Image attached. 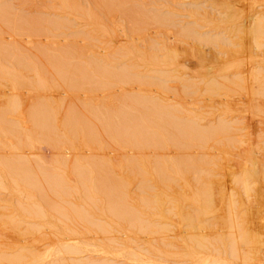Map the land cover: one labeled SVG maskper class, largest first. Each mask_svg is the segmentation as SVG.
Wrapping results in <instances>:
<instances>
[{"label":"rangeland","instance_id":"obj_1","mask_svg":"<svg viewBox=\"0 0 264 264\" xmlns=\"http://www.w3.org/2000/svg\"><path fill=\"white\" fill-rule=\"evenodd\" d=\"M31 2L36 8L33 7L32 13L25 9L29 8L31 5L30 3L28 6V0H0V119L6 116V119L2 118L4 120L3 122L0 120V253L5 252L3 253L4 259L6 258L5 261L8 259V261H10L11 258H14L15 254H20L22 257L25 255V258L23 257L21 260V264H28L29 262L38 264L37 261H39V264H50L51 261L54 262L60 259L62 262L67 259L66 261L68 264H76L78 260L74 262L70 260L75 259V255L81 260L87 258V256L90 257L94 255V257L91 258L99 260L102 257L101 253L103 250L109 254L114 248H117V250L122 249L120 250L121 252L124 250V253L127 250L126 253L128 252V255L123 253V255L120 254V256H118L120 251L115 249V253L116 251L118 252L115 257L113 256V252V257L111 256V258H109L110 254H105L108 257L106 258L103 252V258H106V261L103 259L102 262H100L107 263L109 261L110 264L114 262V264H132L135 263V260L136 264H146V262L152 260L160 262V264H176L174 259H172L173 256H170L173 252L176 253L179 250L178 246L180 245V242H178L180 240L178 232L180 220L178 219V214H176L180 184H178L179 177L177 176V172L179 171L177 170V172H175L176 169H178L180 150L177 141L178 136H176L178 135L176 123H178L181 107L186 102L189 104L190 101L191 103L197 97L193 78L195 77L196 71L194 63L196 59H194V57L196 58V48L198 45L196 42L198 41L193 38L194 34L192 35V32H189L196 30V18L198 17H196L197 7L194 6L195 1L142 0V2L136 5L131 2L127 4L128 6L120 5L114 8L109 6L110 9L107 6H102L103 8L98 7L97 4H90V6H87L88 4L83 3L82 0H75V2L72 0H32ZM244 4L243 7L240 5L238 6L239 8L236 13L229 12L239 15V19L236 15L231 14L233 17H228L230 21L228 22L227 19L223 24L225 25L226 23L225 27H227L228 24V26L234 25L235 22L238 23H235L236 25L245 22L246 17L250 15V8L258 11L260 10L258 4L254 3L251 7L246 5V2ZM222 10L215 13H220L219 16L223 18L225 9ZM242 11L243 15L241 13ZM244 11L246 13H244ZM234 16L237 18L236 20ZM244 16L245 18H243ZM240 17L244 20H241ZM219 18L221 19V17H218V19ZM231 20L235 22L233 21L234 23L231 24ZM239 21L242 22L239 23ZM234 27L235 26H231L232 30ZM237 27L239 29L240 25ZM236 28L234 30H238ZM102 30H104V32H101ZM219 33L223 35L225 31H220ZM225 34L228 36L227 33ZM226 36L223 38H227ZM227 41L231 44V40ZM220 46L222 45L219 44V46L217 45L214 47V53H221L225 49V51H228L227 49L232 51L235 48L237 51H242L241 54L239 53L241 59V57L244 58V54L247 52V49L244 50L245 47L242 45H237L234 48L233 43L228 46L223 45L222 48H219ZM2 47L5 51H2ZM23 47L24 49H22ZM238 61L240 62V60ZM182 79H184V81ZM186 82L189 87H186ZM238 85L240 88L243 87L242 83V87L240 84ZM239 87L237 88L240 89ZM185 88L188 89L185 91ZM238 89H236V93L231 97L232 99L234 98V101H236L234 103H236L237 106L242 102V96L244 94L243 90ZM236 98L240 102H237ZM14 101L16 103H14ZM172 118L173 121H171ZM123 126L125 128H123ZM45 131L46 133H44ZM253 131L256 134L257 131L255 128ZM133 134L134 138L132 136ZM252 135L251 138L255 139L254 134ZM8 163H10V166ZM2 164L8 166L4 168ZM12 164L14 166H16V164H22L21 167L24 165L22 168L25 167V170H27L29 175L27 174L26 177L28 178L25 179L24 175L21 176L22 169H19L21 171L19 175V170L17 171L16 168L21 167L18 165L14 167L15 169L13 170ZM163 164L165 165L163 166ZM7 167L12 168L8 170ZM76 169L78 171H76ZM170 170L172 173H170ZM165 173L168 174L166 175ZM78 174H80L82 178H79L80 175L77 176ZM170 178H172V181L169 180ZM35 181L36 183H34ZM88 182L90 186L87 184ZM32 183L37 184V186L33 185L34 188H30L29 184L31 185ZM49 183H51V185H49ZM54 183L58 185L55 186ZM51 190L53 192H51ZM122 190L124 194H122ZM39 194H41V196ZM103 194L107 196H102ZM116 196L121 199V202L118 204L124 203V205H127V209L129 207L133 212L137 211V214L139 213L140 219L144 221L141 231L137 229L135 225L132 227L130 226L131 223L127 224V220L123 221L119 219L118 221V215H116V213L121 205H119L118 208L116 207L117 209L114 208L116 209L114 217L115 215L117 216V221L113 216L112 218L114 219L108 218L111 217L109 216L110 214H107L109 213L108 209L111 203L113 205V203L116 202L114 200L118 199ZM144 199L157 201L155 206L157 209L150 210L148 207L151 205L145 207V205L142 204ZM47 201L52 202L53 206L50 205L51 203L48 204ZM45 202L54 209L50 208ZM170 202L176 206V209L172 210L174 206L171 205ZM63 203L66 204L64 205ZM68 205H70V208L75 207V211H80L77 212L76 216H80V214L84 212L87 214L86 216L89 215V217L94 214V217L92 216L91 219H89V217H87L88 220L85 219V223L88 221V223L91 222L94 225L90 223V225H92L90 226L88 223V225H86L84 221V224L81 222L85 214H81L82 217L80 216L81 218L79 217L78 220L75 218L76 216L73 217V212L75 211L73 209L71 214V209L66 208ZM117 205L114 204V207ZM60 207L66 208V210L63 209L66 213L59 210L62 209ZM41 209L45 215L43 221L39 220L37 215L34 214L37 210L36 213L40 212L39 214L43 215L41 214ZM52 212L55 213L52 217L54 218L56 216V219L54 218L55 220L50 218V215H53ZM118 212L120 214L123 212L124 214L123 210ZM262 212H264V209H261L260 216H264ZM30 213L36 216L35 219L31 217ZM61 213L64 215L70 213L71 218H69V215H67V217L65 216V218L71 220L74 218V220L65 221V218L62 220L63 216ZM105 213L107 215H105ZM47 216L49 217L48 219H46ZM40 217L41 216H39V218ZM126 218H128L127 215ZM49 219L50 221H47ZM92 219L103 229L96 231L95 228L96 226L98 227V225L95 226ZM61 221H64L63 224ZM128 222L130 221L128 220ZM155 224H157V226ZM93 226H95V228ZM154 226L156 228H154ZM66 229L70 230L71 233L74 232V235H72L70 231L67 232ZM71 229L74 231L72 232ZM100 230H104L108 233L105 234L104 232L103 234L102 231V233L98 232ZM100 233L102 236H105L102 237ZM109 234L110 236H108ZM66 235L68 236L66 237ZM72 236H74L73 239ZM54 237L56 239H54ZM110 237L113 238L112 241L116 242L115 244L112 243V248H114L110 249L111 251L107 250L111 248V243H107V241L112 239ZM105 238L108 239L106 240ZM169 239H171L172 244ZM55 241L62 242L61 244L65 243L64 245H66L67 242H71L73 245L76 243V246L77 241H79V243L81 242V245L78 243L79 246H81L80 249H85V247L82 246L83 243H85L86 247L88 246L87 249L91 247L90 249L92 251L94 247L95 250H97L98 247H101L103 250L99 248V250H101L100 253H96L95 255L93 252L96 251H91L93 254H89L90 251L88 250V253L85 249L86 251H84V253H88V255L81 253V255L75 254L74 257L73 254H70V256L67 253L69 257L67 256L66 258V256L63 255L62 249L60 253L62 251L61 255L64 257L61 258V255H59V258L55 260L52 257L56 254H60L59 251L56 252L55 250L56 254L53 253L52 249L60 247V243L55 245ZM86 242H88V245ZM69 243L67 246L70 247ZM90 243L91 245L94 244V247H92ZM106 244L110 245L105 247L108 252L103 248V245ZM63 246L61 247L63 248ZM173 246L175 247L173 248ZM134 247H137V249ZM17 248H20L19 250L21 251L18 252ZM149 248L153 249L150 250ZM144 250L146 252L143 253ZM16 251L18 253H16ZM50 251L53 254L52 257ZM132 252H135L133 253L135 256L137 254L136 257H140L136 260V257L131 255ZM138 252H141L143 255ZM6 253L7 256L4 255ZM48 253H50V255ZM162 253H167V255H163ZM129 254L131 256H129ZM48 255L51 261L47 258ZM121 255L127 257H122ZM0 256H2V254ZM98 256L101 257L99 258ZM131 257H134V260ZM167 257H170L171 260ZM34 258H36V262L35 260L33 261ZM128 258L133 262L130 263ZM164 259L168 260L164 261ZM2 260L3 258L0 260L1 264H10L8 261L4 263L5 261L2 262ZM41 260H45L44 263ZM61 261L59 262L61 263ZM137 261L139 262L137 263ZM65 262L64 264H67V262Z\"/></svg>","mask_w":264,"mask_h":264},{"label":"bare ground","instance_id":"obj_2","mask_svg":"<svg viewBox=\"0 0 264 264\" xmlns=\"http://www.w3.org/2000/svg\"><path fill=\"white\" fill-rule=\"evenodd\" d=\"M32 1V0H31ZM28 0L29 8L27 9L30 13H32V9L35 7L32 5V2ZM35 1V0H34ZM75 2V0H72ZM83 3L88 4L87 6L96 5L98 7H111L114 8L115 6H120V5H127L129 3H134L135 5L142 2V0H82ZM194 6L197 8V23H196V30L194 31H189L192 32V35L194 34L193 38L197 40L196 42L197 45V52H196V58L194 57L195 60V77L194 79V84H195V92H196V98L194 101H192L189 104L185 103L180 110V116L178 117V123H176V131L178 136V146L180 150V159L178 163V169H176L179 172L178 173V184L179 185V198L177 199L178 202V208H177V213L179 216L180 220V226L179 227V237L180 242L179 244V250L175 253L173 252L170 256H173L172 259H174L176 264H264V216H260L261 209H264V0H194ZM22 2V1H21ZM72 2V3H74ZM150 2V1H149ZM166 2V1H165ZM246 2V5L253 6V4H258V8L260 10H254L250 8L251 10L250 15H248L245 19V22L239 21L240 27L238 29L236 23L234 20V23L232 20L231 24L234 23L235 26L234 29L238 30H232L231 26H226L224 22L227 21L228 17L232 16L231 14L236 13L238 11V6L240 5L243 7ZM249 2V3H248ZM259 2V3H257ZM63 3V2H62ZM142 4V3H141ZM27 6V5H26ZM128 6V5H127ZM130 6V5H129ZM256 6V5H255ZM34 7V8H33ZM60 7V6H59ZM86 7V6H85ZM102 7V8H103ZM109 7V9H110ZM125 7V6H124ZM123 7V8H124ZM38 8V7H37ZM82 8V7H81ZM254 8V7H253ZM24 9V10H25ZM36 9V8H35ZM125 9V8H124ZM222 9H225L223 18L222 16H219L220 13H215L218 11H221ZM242 9V8H241ZM248 9V8H247ZM88 10V9H87ZM149 10V9H148ZM72 11V10H71ZM128 11V9H127ZM154 11V10H153ZM223 11V10H222ZM255 11V12H254ZM18 12V11H17ZM37 12V11H36ZM229 12H234V13H229ZM28 13V12H27ZM40 13V12H39ZM65 13V12H64ZM86 13V12H85ZM88 13V12H87ZM132 13V12H131ZM215 13V14H214ZM222 13V12H221ZM243 15V11L241 12ZM240 13V14H241ZM244 13H246L244 11ZM14 14V13H13ZM20 14V13H19ZM126 14V12H125ZM239 14V13H238ZM248 14V13H247ZM67 15V14H66ZM94 15V14H93ZM100 15V14H99ZM121 15V14H120ZM140 15V14H139ZM222 15V14H221ZM236 15V14H234ZM241 15V16H242ZM8 16V15H7ZM23 16V15H22ZM119 16V15H118ZM239 15H236L238 17ZM13 17V16H12ZM163 17V16H162ZM218 17H221V19ZM229 17V18H230ZM233 17V16H232ZM231 17V18H232ZM234 16V19L236 18ZM40 18V17H39ZM83 18V17H82ZM157 18V17H156ZM161 18V17H160ZM245 18V16L243 17ZM242 18V19H243ZM10 19V18H9ZM51 19V18H50ZM70 19V18H69ZM159 19V18H158ZM169 19V18H168ZM195 19V20H196ZM239 19V17H238ZM241 19V17H240ZM241 19V20H242ZM29 20V19H28ZM64 20V18H63ZM76 20V19H75ZM244 20V19H243ZM247 20V21H246ZM17 21V20H16ZM35 21V20H34ZM84 21V19H83ZM151 21V20H150ZM230 20L228 19V22ZM238 21V20H237ZM3 22V21H2ZM111 22V21H110ZM130 22V21H128ZM155 22V21H154ZM159 22V21H158ZM163 22V21H162ZM227 22V23H228ZM4 23V22H3ZM29 23V22H28ZM80 23V22H79ZM78 23V24H79ZM6 24V23H5ZM24 24V23H23ZM137 24V23H136ZM162 24V23H161ZM48 25V24H47ZM84 25V24H83ZM102 25V24H101ZM113 25V24H112ZM151 25V24H150ZM3 26V25H2ZM155 26V25H154ZM164 26V25H163ZM224 26V27H223ZM52 27V26H51ZM102 27V26H101ZM191 27V26H190ZM36 28V27H35ZM66 28V27H65ZM75 28V27H74ZM95 28V27H94ZM104 28V26H103ZM115 28V27H114ZM223 28V29H222ZM225 28V29H224ZM100 29V28H99ZM129 29V28H128ZM95 30V29H94ZM109 30V29H108ZM115 31V30H114ZM220 31H225L226 34L223 36L219 32ZM69 32V31H68ZM101 32H104L102 30ZM113 32V31H112ZM143 32V31H142ZM90 33V32H89ZM182 33V32H181ZM48 34V33H47ZM51 34V33H50ZM74 34V33H72ZM77 34V33H76ZM75 34V35H76ZM102 34V33H101ZM109 34V33H108ZM185 34V33H184ZM71 35V34H70ZM105 35V33H104ZM188 35V34H187ZM94 36V35H93ZM109 36V35H108ZM229 37L223 38V37ZM101 37V36H100ZM181 37V36H180ZM20 38V37H19ZM116 38V37H114ZM22 39V38H21ZM35 39V38H34ZM31 40V39H30ZM227 40H231L235 42H231V44L228 43ZM79 41V40H77ZM129 41V40H128ZM239 41V42H237ZM12 42V41H11ZM75 43V41H74ZM233 43V48L236 47L237 45H242L244 50L247 49L246 54H244V58L239 56V53L241 54L242 51H237L235 48L232 51H229L230 49H227L228 51L223 50L221 53H214L215 46H219V44L223 45H232ZM10 44V43H9ZM132 44V43H131ZM134 44V43H133ZM237 44V45H236ZM3 45V44H2ZM115 45V44H114ZM193 45V44H192ZM9 46V45H8ZM18 46V45H17ZM220 46L219 48H222ZM116 47V46H115ZM131 47V46H130ZM129 47V48H130ZM232 47V46H231ZM3 48V47H2ZM1 48V49H2ZM21 48V47H20ZM73 48V47H72ZM104 48V47H103ZM119 48V47H118ZM126 48V47H125ZM230 48V47H229ZM4 49V48H3ZM2 51H5V49ZM24 49V47L22 48ZM21 49V50H22ZM85 49V48H84ZM122 49V48H120ZM124 49V48H123ZM127 49V48H126ZM195 49V48H193ZM195 49V50H196ZM240 49V48H239ZM10 50V49H9ZM68 50V49H67ZM74 50V49H73ZM131 50V49H129ZM127 50V51H129ZM219 50V49H217ZM243 50V49H242ZM52 51V50H51ZM122 51V50H120ZM221 51V50H219ZM21 52V51H20ZM28 52V51H27ZM225 52V53H223ZM41 53V52H40ZM126 53V52H125ZM134 53V52H133ZM139 53V52H138ZM245 53V52H244ZM56 54V53H55ZM192 54V53H191ZM8 55V54H7ZM173 55V54H172ZM54 56V55H53ZM121 56V55H119ZM134 56V55H133ZM140 56V55H139ZM149 56V55H148ZM28 57V56H27ZM89 57V56H88ZM128 57V56H127ZM173 57V56H172ZM189 57V56H188ZM55 58V57H54ZM105 58V57H104ZM168 58V57H167ZM187 58V57H186ZM190 58V57H189ZM30 59V58H29ZM169 59V58H168ZM174 59V58H173ZM185 59V58H184ZM5 60V58H4ZM26 60V59H25ZM177 60V59H176ZM240 60V62L238 61ZM30 61V60H29ZM71 61V60H70ZM131 61V60H130ZM171 61V60H170ZM104 62V61H103ZM110 62V61H109ZM140 62V61H139ZM172 62V61H171ZM32 64V63H31ZM48 64V63H47ZM58 64V63H57ZM113 64V63H112ZM155 64V63H154ZM170 65V64H169ZM172 65V64H171ZM17 66V65H16ZM94 66V65H93ZM9 67V66H8ZM112 67V66H111ZM18 68V67H17ZM70 69V68H69ZM73 69V68H72ZM115 69V68H114ZM46 71V70H45ZM136 71V69H135ZM7 72V71H6ZM104 72V71H103ZM133 72V71H132ZM58 73V72H57ZM4 74V73H3ZM61 74V73H60ZM95 74V72H94ZM136 74V72H135ZM1 75V74H0ZM57 75V74H56ZM63 75V74H62ZM116 75V74H115ZM138 75V74H137ZM4 76V75H3ZM18 76V75H17ZM143 76V75H142ZM5 77V76H4ZM62 77V76H61ZM126 77V75H125ZM29 78V77H28ZM85 78V77H84ZM119 79V78H118ZM176 79V78H175ZM2 80V79H1ZM45 80V79H44ZM59 80V79H58ZM64 80V79H63ZM173 80V79H172ZM184 81V79H182ZM186 80V79H185ZM182 81V82H183ZM191 81V80H190ZM62 82V81H61ZM65 82V81H64ZM119 82V81H118ZM189 83V81L187 80ZM186 82V87L187 86ZM240 82V83H238ZM29 83V82H28ZM185 83V82H184ZM241 83L243 84V87L241 86ZM18 84V83H17ZM20 84V83H19ZM25 84V83H24ZM27 84V83H26ZM180 84V83H179ZM242 87L240 88L239 85ZM59 85V84H58ZM61 85V84H60ZM183 85V84H182ZM245 85V86H244ZM69 86V85H68ZM85 86V85H84ZM180 86V85H179ZM178 86V87H179ZM239 87L241 90H243L244 94L242 96L243 100L240 105L237 106L236 101H234V98L232 99V95L236 93L237 87ZM146 87V86H145ZM191 87V86H190ZM19 88V87H18ZM112 88V87H111ZM148 88V87H147ZM46 89V88H45ZM52 89V88H51ZM58 89V88H57ZM56 89V90H57ZM175 89V88H174ZM188 89V88H187ZM185 88V91L187 90ZM238 89V90H240ZM35 90V89H34ZM47 90V89H46ZM55 90V91H56ZM88 90V89H87ZM89 91V90H88ZM92 91V90H91ZM184 91V92H185ZM95 92V91H94ZM179 92V91H178ZM183 92V91H182ZM242 93V92H241ZM90 94V93H89ZM105 94V93H104ZM140 94V93H139ZM181 95V94H180ZM238 95V94H237ZM88 96V95H87ZM16 97V96H15ZM38 97V96H37ZM92 97V96H91ZM90 97V98H91ZM141 97V96H140ZM182 97V96H181ZM35 98V97H34ZM66 98V97H65ZM121 98V97H120ZM241 98V97H240ZM149 100V99H148ZM237 100V98H236ZM49 101V100H48ZM239 100H237L238 102ZM28 102V101H27ZM131 102V101H130ZM240 102V101H239ZM10 103V102H9ZM14 103H16L14 101ZM13 103V104H14ZM35 103V102H34ZM38 103V101H37ZM41 103V102H40ZM60 103V102H59ZM70 103V102H69ZM18 104V102H17ZM26 104V103H25ZM30 104V103H29ZM131 104V103H130ZM37 105V104H36ZM171 105V104H169ZM34 106V105H33ZM86 106V105H85ZM13 107V105H12ZM36 107V106H35ZM14 109V108H13ZM12 109V110H13ZM19 109V108H18ZM48 110V109H47ZM56 110V109H55ZM98 110V109H97ZM49 111V110H48ZM155 111V110H154ZM16 112V111H15ZM157 112V111H156ZM155 112V113H156ZM17 113V112H16ZM51 113V112H50ZM68 113V112H67ZM3 114V112H2ZM66 114V113H65ZM7 115V114H6ZM1 116V113H0ZM3 116V115H2ZM21 116V115H20ZM51 116V115H50ZM6 116H4L5 118ZM8 117V116H7ZM74 117V115H73ZM1 117L0 120L3 122L4 118ZM13 118V117H12ZM36 118V117H35ZM124 118V117H123ZM122 118V119H123ZM6 119V118H5ZM16 119V118H15ZM13 119V120H15ZM19 119V118H18ZM38 119V118H37ZM36 119V121H37ZM64 119V117H63ZM9 120V119H8ZM46 120V119H45ZM44 120V121H45ZM51 120V119H50ZM88 120V119H86ZM171 120V119H170ZM6 121V120H5ZM17 121V120H16ZM25 121V120H24ZM48 121V120H46ZM89 121V120H88ZM169 121V120H168ZM173 121V118L172 120ZM7 122V121H6ZM66 122V121H65ZM74 122V120H73ZM92 122V121H91ZM152 122V121H150ZM12 123V122H11ZM50 123V122H49ZM62 123V122H61ZM77 123V122H76ZM131 123V122H130ZM165 123V121H164ZM3 124V123H2ZM7 124V123H6ZM10 124V121H9ZM102 124V123H101ZM123 124V123H122ZM132 124V123H131ZM11 125V124H10ZM44 125V123H43ZM95 125V124H94ZM130 125V124H129ZM143 125V124H142ZM134 126V125H133ZM20 127V126H19ZM51 127V125H50ZM49 127V128H50ZM74 127V126H73ZM39 128V126H38ZM44 128V127H43ZM88 128V127H87ZM112 128V127H111ZM123 128H125L123 126ZM170 128V127H169ZM254 128L256 129V134L254 133ZM48 129V128H47ZM46 129V131H47ZM70 129V128H69ZM93 129V128H92ZM105 129V128H104ZM127 129V128H126ZM175 129V128H174ZM3 131V130H2ZM16 131V130H15ZM46 131L44 133H46ZM253 131V132H252ZM72 133V131H71ZM20 134V133H19ZM68 134V133H67ZM86 134V133H85ZM95 134V133H94ZM111 134V133H110ZM117 134V133H116ZM138 134V133H137ZM168 134V133H167ZM254 134L255 139L251 138ZM28 135V134H27ZM66 135V134H65ZM71 135V134H70ZM101 135V134H100ZM31 136V135H30ZM105 136V135H104ZM130 136V135H129ZM134 138V134L132 135ZM140 136V135H139ZM46 137V136H44ZM48 137V136H47ZM94 137V136H92ZM137 137V136H136ZM63 138V137H62ZM144 138V137H143ZM152 138V137H151ZM42 139V138H41ZM86 139V138H85ZM117 139V138H116ZM136 139V138H135ZM139 139V138H138ZM137 139V140H138ZM149 139V138H148ZM163 139V136H162ZM254 139V140H253ZM21 140V139H20ZM24 140V139H23ZM82 140V139H81ZM128 140V139H127ZM153 141V139H152ZM23 142V141H22ZM40 142V140H39ZM63 142V141H62ZM82 142V141H81ZM145 142V141H144ZM151 142V140H150ZM154 142V141H153ZM121 143V142H120ZM23 144V143H22ZM21 144V145H22ZM41 144V143H40ZM98 144V143H97ZM140 144V143H139ZM18 145V144H17ZM27 145V144H26ZM55 145V144H54ZM20 146V145H19ZM23 146V145H22ZM120 146V145H119ZM168 148V147H167ZM43 149V148H42ZM124 149V148H123ZM157 150V149H155ZM31 151V150H30ZM23 152V150H22ZM4 153V152H3ZM10 153V152H9ZM17 153V152H16ZM63 153V152H62ZM17 155V154H16ZM59 155V154H58ZM76 155V154H75ZM36 157V156H34ZM173 158V157H172ZM44 159V158H43ZM52 159V158H51ZM58 159V158H57ZM169 159V158H168ZM34 161V160H32ZM25 162V161H24ZM47 162V161H46ZM56 162V161H55ZM26 163V162H25ZM94 163V162H93ZM10 166V163H8ZM30 164V163H29ZM154 164V163H153ZM3 165V166H2ZM1 166L6 168V164H2ZM13 165V164H12ZM21 167L22 164H16V166L13 165V170L15 169L14 167ZM47 165V164H46ZM65 165V163H64ZM92 165V164H91ZM138 165V163H137ZM165 164H163L164 166ZM24 166V165H23ZM22 166V167H23ZM50 166V165H49ZM98 166V165H97ZM139 166V165H138ZM172 166V165H171ZM176 166V165H173ZM16 168L18 171L19 169H22V172L19 170V175L22 173L21 176L24 175L25 179L28 178L27 176V170L24 168ZM33 167V166H32ZM30 167V168H32ZM71 167V166H70ZM161 167V166H160ZM167 167V166H165ZM3 168V169H4ZM8 168V167H7ZM12 167L8 168L10 170ZM87 168V167H86ZM92 168V167H91ZM131 168V167H130ZM142 168V167H141ZM157 168V167H156ZM169 168V167H167ZM166 168V169H167ZM27 169V168H26ZM138 169V168H137ZM174 169V170H175ZM12 170V171H13ZM25 170V171H24ZM56 170V169H55ZM133 170V169H132ZM135 170V169H134ZM143 170V169H142ZM168 170V169H167ZM172 170V169H171ZM170 170V173H172ZM7 171V169H6ZM76 171H78L76 169ZM94 171V170H93ZM103 171V170H102ZM9 172V171H8ZM17 172V173H18ZM21 172V173H20ZM152 172V171H151ZM163 172V171H162ZM174 172V171H173ZM11 173V172H10ZM24 173V174H23ZM109 173V172H108ZM157 173V171H156ZM161 173V172H160ZM176 173V174H177ZM2 174V173H1ZM5 174V173H4ZM16 174V173H15ZM166 174V173H165ZM168 174V173H167ZM166 174V175H167ZM29 175V174H28ZM78 174L77 176H79ZM87 176V175H86ZM140 176V175H139ZM23 177V178H24ZM41 177V176H40ZM63 177V175H62ZM88 177V176H87ZM159 177V175H158ZM161 177V176H160ZM171 177V175H170ZM176 177V176H175ZM76 178V177H75ZM79 178H82L81 175ZM84 178V177H83ZM109 178V177H108ZM11 179V178H10ZM88 179V178H87ZM160 179V178H159ZM165 179V178H164ZM170 178L169 180H171ZM2 180V179H1ZM34 180V179H33ZM167 180V181H169ZM23 181V180H22ZM21 181V182H22ZM164 181V180H163ZM162 181V182H163ZM172 181V180H171ZM29 182V181H27ZM75 182V181H74ZM142 182V181H141ZM161 182V181H159ZM36 183V181L34 182ZM45 183V182H44ZM48 183V182H47ZM102 183V182H101ZM106 183V182H105ZM111 183V182H110ZM116 183V182H115ZM164 183V182H163ZM24 184V183H23ZM28 184V183H27ZM46 184V183H45ZM86 184V183H85ZM89 185V182L87 183ZM154 184V183H153ZM17 185V184H16ZM37 184H29L30 188ZM51 185V183H49ZM55 186H57L54 183ZM117 185V184H116ZM147 185V184H146ZM166 185V184H165ZM170 185V184H169ZM79 186V185H78ZM90 186V185H89ZM121 186V185H120ZM3 187V186H2ZM27 187V186H26ZM43 187V186H42ZM48 187V185H47ZM97 187V186H96ZM109 187V186H107ZM32 188V190H33ZM82 188V187H81ZM91 188V187H90ZM99 188V187H98ZM103 188V187H102ZM105 188V187H104ZM115 188V187H112ZM124 188V187H123ZM145 188V187H144ZM2 189V188H1ZM5 189V188H4ZM37 189V188H36ZM42 189V188H41ZM49 189V188H48ZM51 189V188H50ZM63 189V188H62ZM106 189V188H105ZM117 189V188H116ZM148 189V188H147ZM23 190V189H22ZM83 190V189H82ZM103 190V189H102ZM107 190V189H106ZM113 190V189H112ZM31 191V190H30ZM41 191V190H40ZM46 191V189H45ZM58 191V190H57ZM172 191V190H171ZM4 192V191H3ZM6 192V191H5ZM16 192V191H15ZM47 192V191H46ZM49 192V191H48ZM51 192H53L51 190ZM61 192V191H60ZM72 192V191H71ZM95 192V191H94ZM175 192V191H174ZM30 193V192H28ZM41 193V192H39ZM55 193V191H54ZM98 193V192H97ZM129 193V192H128ZM167 193V192H166ZM92 194V193H91ZM122 194L123 190H122ZM29 195V194H28ZM34 195V193H33ZM41 196V194H39ZM94 195V194H93ZM106 194H103L104 196ZM113 195V194H112ZM116 195V194H115ZM23 196V195H22ZM31 196V195H30ZM29 196V197H30ZM43 196V194H42ZM60 196V195H59ZM78 196V195H76ZM107 196V195H106ZM21 197V196H20ZM32 197V196H31ZM39 197V196H38ZM51 197V196H50ZM53 197V196H52ZM121 197V196H120ZM42 198V197H41ZM40 198V199H41ZM44 198V197H43ZM78 198V197H77ZM116 198H118L116 196ZM152 198V197H151ZM31 199V198H29ZM35 199V198H34ZM54 199V198H52ZM106 199V198H105ZM115 199V198H113ZM149 199V198H148ZM148 199H144L143 203L145 207H148L151 209H155L157 201H150ZM45 200V198H44ZM118 200V202H117ZM117 200H114L116 202L111 203L110 208L108 209L109 213H107L109 216L108 218L114 217V214L116 212V209L118 208L115 219L117 217L118 221L119 219L127 220V224H133L130 226L135 227L137 229H142L144 221L140 219L139 213L137 214L136 212H133V210H130L127 205L124 203H120L121 199L118 198ZM120 200V201H119ZM172 200V199H171ZM102 201V199H101ZM123 201V200H122ZM139 201V200H138ZM163 201V200H162ZM174 201V200H173ZM48 204L51 203L50 205L53 206L52 202L47 201ZM55 202V201H54ZM57 202V201H56ZM172 202V201H171ZM170 202V203H171ZM28 203V202H27ZM41 203V202H40ZM46 203V202H45ZM58 203V202H57ZM62 203V202H61ZM60 203V204H61ZM128 203V202H127ZM29 204V203H28ZM47 204V203H46ZM47 204V205H48ZM55 204V203H54ZM59 204V203H58ZM64 204V203H63ZM66 204V203H65ZM64 204V205H65ZM68 204V203H67ZM89 204V203H88ZM100 204V203H99ZM114 204L117 205L114 207ZM169 204V203H168ZM32 205V204H31ZM75 205V204H74ZM174 207L173 209H176V206L171 203ZM33 206V205H32ZM37 206V205H35ZM43 206V205H42ZM49 206V205H48ZM49 206L50 208H52ZM58 206V205H57ZM63 206V205H61ZM70 205L68 207L71 209V214L72 210L75 208H70ZM86 206V205H85ZM263 206V207H262ZM23 207V206H22ZM29 207V206H28ZM72 207V205H71ZM78 207V206H77ZM117 207V208H116ZM125 207V208H124ZM133 207V206H132ZM143 207V206H141ZM41 208V207H39ZM38 208V209H39ZM48 208V207H46ZM62 208V207H60ZM66 208H62L59 210H66ZM116 208V209H114ZM261 208V209H260ZM30 209V208H29ZM54 209V208H52ZM68 209V210H69ZM114 211H113V210ZM120 209V210H119ZM125 209V210H124ZM132 209V208H131ZM157 209V208H156ZM40 210V209H39ZM50 210V209H49ZM80 210V209H79ZM100 210V209H99ZM111 210V212H110ZM124 211L123 212L121 211ZM130 210V211H129ZM141 210V209H140ZM139 210V211H140ZM25 211V210H24ZM51 211V210H50ZM49 211V212H50ZM55 211V210H52ZM67 211V212H70ZM75 211V209H74ZM113 211V212H112ZM118 211H120L122 214H120ZM132 211V212H131ZM138 211V212H139ZM28 212V211H27ZM37 210L35 211L34 214L37 215L39 220L43 221V218L45 219V215L42 212L41 209V214L36 213ZM48 212V213H49ZM66 213V211H63V213ZM76 212V213H75ZM74 216L77 215V212L80 211H75ZM83 212V211H82ZM107 212V211H106ZM33 213V212H32ZM53 213V212H52ZM63 213V219L65 216L69 215V218H71V214L67 213L64 215ZM101 213V212H100ZM162 213V212H160ZM264 212H262L263 214ZM46 214V212H45ZM53 215H48L50 218L54 216ZM80 214V213H78ZM82 215L85 214L81 213ZM80 214V216H81ZM105 213V215H107ZM146 214V213H145ZM156 214V213H155ZM163 214V213H162ZM3 215V214H2ZM31 215V213H30ZM33 215V214H32ZM31 217H34L33 215ZM85 214L82 217L83 220L81 222L85 223V219L88 220ZM94 215V214H93ZM91 215V217L93 216ZM123 215V216H122ZM126 215L128 218H126ZM157 215V214H156ZM170 215V214H169ZM264 215V214H263ZM27 216V215H26ZM39 216H41L39 218ZM47 216L46 219L49 217ZM79 215L76 216L77 220L80 217ZM121 216V217H119ZM147 216V215H146ZM155 216V215H154ZM158 216V215H157ZM172 216V215H171ZM30 217V216H29ZM80 217V218H81ZM89 217V219H91ZM94 217V216H93ZM56 219V216L54 217ZM52 218L53 220H55ZM112 218V219H114ZM165 218V217H164ZM51 219V220H52ZM116 219V221H117ZM158 219V218H157ZM175 219V218H174ZM5 220V219H4ZM58 220V219H57ZM71 220L65 218V221ZM74 220V218L72 219ZM71 220V221H72ZM96 220V218H95ZM94 220V221H95ZM128 220L130 222H128ZM149 220V219H148ZM46 221V220H45ZM47 221H50L47 220ZM90 221V220H89ZM93 221V219H92ZM93 221V222H94ZM97 221V220H96ZM95 221V222H96ZM153 221V220H152ZM155 221V220H154ZM58 222V221H56ZM62 224L64 221H61ZM77 222V221H76ZM94 222V223H95ZM122 222V221H120ZM177 222V221H176ZM6 223V222H5ZM20 223V222H19ZM59 223V222H58ZM74 223V222H73ZM83 223V224H84ZM88 223V221H87ZM85 223L86 225H90L91 222L88 224ZM150 223V222H149ZM148 223V225H149ZM169 223V222H168ZM178 223V222H177ZM10 224V223H9ZM51 224V223H49ZM61 224V223H60ZM82 224V225H83ZM94 225L93 223H91ZM146 224V223H145ZM172 224V223H171ZM43 225V224H42ZM53 225V224H52ZM51 225V226H52ZM57 225V224H56ZM66 225V224H65ZM64 225V226H65ZM75 225V224H74ZM90 225V226H92ZM98 225L95 223V226ZM106 225V224H104ZM110 225V224H109ZM157 226V224H155ZM160 225V223H159ZM164 225V224H163ZM11 226V225H10ZM14 226V225H13ZM63 226V227H64ZM89 226V228H90ZM95 226H93L95 228ZM113 226V225H111ZM129 226V227H130ZM139 228H138V227ZM165 226V225H164ZM168 226V225H167ZM54 227V226H53ZM56 227V226H55ZM85 227V226H84ZM88 227V226H87ZM99 227V228H98ZM96 226V231L99 229H103L101 226L98 225ZM101 227V228H100ZM114 227V226H113ZM177 227V228H178ZM35 228V227H34ZM33 228V229H34ZM62 228V227H61ZM68 228V227H67ZM116 228V227H115ZM118 228V227H117ZM125 228V227H124ZM145 228V227H143ZM154 228H156L154 226ZM160 228V227H158ZM164 228V227H162ZM26 229V228H25ZM36 229V228H35ZM107 229V228H106ZM105 229V230H106ZM149 229V228H148ZM168 229V228H166ZM5 230V229H4ZM32 230V229H31ZM42 230V229H41ZM40 230V231H41ZM67 232L70 230L66 229ZM72 230V229H71ZM109 230V229H107ZM114 230V229H113ZM153 230V229H151ZM155 230V229H154ZM39 231V233H40ZM52 231V230H51ZM61 231V230H59ZM74 230H72L73 232ZM95 231V232H96ZM105 232L107 234L108 232L104 230H100L98 232ZM116 231V230H115ZM139 231V230H138ZM38 232V231H37ZM58 232V231H57ZM62 232V231H61ZM76 232V231H75ZM83 232V231H82ZM101 232V233H102ZM110 232V231H109ZM112 232V231H111ZM128 232V231H127ZM133 232V231H132ZM171 232V231H170ZM35 233V232H34ZM38 233V234H39ZM45 233V232H44ZM56 233V232H55ZM59 233V232H58ZM71 233V231H70ZM74 233V232H73ZM71 233L72 235H74ZM100 233V235H101ZM119 233V232H117ZM152 233V231H151ZM155 233V232H154ZM159 233V231H158ZM60 234V233H59ZM58 234V235H59ZM82 234V233H81ZM111 234V233H110ZM110 234L108 236H110ZM149 234V233H148ZM160 234V233H159ZM164 234V233H162ZM161 234V235H162ZM172 234V233H170ZM174 234V233H173ZM42 235V234H41ZM44 235V234H43ZM47 235V234H46ZM54 235V234H53ZM99 235V234H97ZM96 235V236H97ZM120 235V234H119ZM167 235V234H166ZM63 236V235H62ZM68 235H66L67 237ZM102 236V235H101ZM103 235L102 237H104ZM112 236V235H111ZM159 236V235H158ZM174 236V235H173ZM43 237V236H42ZM57 237V236H56ZM61 237V236H60ZM59 237V238H60ZM65 237V236H64ZM69 237L71 238V235L69 234ZM74 236H72L73 239ZM77 237V236H76ZM134 237V236H133ZM138 237V236H136ZM145 237V236H144ZM156 237V236H155ZM163 237V236H162ZM68 238V239H70ZM98 238V237H96ZM109 238V237H108ZM108 238H105L106 240ZM112 238V237H110ZM116 238V237H115ZM166 238V237H165ZM163 238V239H165ZM173 238V237H172ZM54 239H56L54 237ZM65 239V238H64ZM100 239V238H99ZM156 239V238H155ZM41 240V239H40ZM104 240V239H103ZM110 239L108 242L111 243V248H108L107 250L111 251L110 249L112 248V243L115 244V241H112ZM116 240V239H115ZM123 240V239H122ZM121 240V241H122ZM171 244L172 241L169 239ZM173 240V239H172ZM45 241V240H44ZM53 241V240H52ZM75 241V240H74ZM83 241V240H82ZM85 241V240H84ZM126 241V240H125ZM161 241V240H160ZM175 241V240H174ZM49 242V241H48ZM55 245L60 243L55 241ZM76 242V241H75ZM89 242V241H88ZM86 242V244L88 243ZM92 242V241H90ZM131 242V241H130ZM62 243V242H61ZM60 243V244H61ZM69 242H67L68 244ZM77 241V246L76 243L73 245L71 242L69 243L70 247L64 244H59V246H63V248L60 247L56 249H52L53 253L58 252L60 253V250L63 251V255L69 257V255L75 254L81 255V253L88 255V250L90 251L89 254L100 253L101 250H103L101 247H98L97 250H95V247L93 245H90L93 248V252L90 248L87 249L85 243H83V247L85 249H80L81 242L79 243ZM109 243V244H110ZM126 243V242H125ZM135 243V242H134ZM160 243V242H158ZM109 244L103 245L105 247H108ZM146 244V243H145ZM168 244V243H167ZM170 244V243H169ZM176 244V243H174ZM73 245V246H72ZM88 245V244H87ZM89 245V246H90ZM120 245V244H119ZM123 245V243H122ZM132 245V244H131ZM165 245V244H164ZM178 245V244H177ZM67 246V248H66ZM72 246V247H71ZM96 246V245H95ZM102 246V245H101ZM110 246V245H109ZM140 246V245H139ZM161 246V245H160ZM117 247V245H116ZM123 247V246H122ZM138 247V246H137ZM137 247H134L137 249ZM150 247V246H149ZM175 246H173L174 248ZM5 248V247H4ZM101 248V250H99ZM127 248V247H126ZM161 248V247H160ZM171 248V247H170ZM9 249V248H8ZM18 249V248H17ZM20 249V248H19ZM18 249V252L21 251ZM58 249V250H57ZM65 249V250H64ZM117 250V248H114V250ZM129 249V247H128ZM139 249V247H138ZM147 249V248H146ZM150 249V248H149ZM153 249V248H152ZM150 249V250H152ZM23 250V249H22ZM50 250V249H49ZM55 250V251H54ZM105 248V251H107ZM112 250L110 254V257L112 256V253L115 251ZM119 251L122 249H118ZM117 250V251H118ZM141 250V249H140ZM139 250V251H140ZM148 250V249H147ZM156 250V249H155ZM162 250V249H161ZM173 250V249H172ZM171 250V251H172ZM11 251V250H10ZM9 251V252H10ZM62 251L60 254H56L53 256L51 252V257L55 260L59 258V255L62 254ZM84 251L88 253H84ZM91 251L93 253H91ZM113 256L117 255V252ZM127 251V250H126ZM125 251V253H126ZM149 251V250H148ZM168 251V250H167ZM2 252V251H1ZM12 252V251H11ZM16 251V253H18ZM104 252V250H103ZM102 252V253H103ZM108 252V251H107ZM142 252V251H141ZM138 252V253H141ZM146 252L145 250L143 253ZM153 252V251H152ZM166 252V251H165ZM5 253V252H3ZM2 256H0V260L3 258L2 262L6 260ZM23 253V252H22ZM65 253V254H64ZM67 253L69 255H67ZM80 253V254H79ZM101 253V256H98L100 259L95 260L92 259L91 257H94V255L87 258H83V260L78 259V256H76L75 259H70L73 262L74 261H80L76 264H108V262L101 263L103 258V254L106 258L107 254L104 252L103 254ZM124 250L118 253V256L120 254L123 255ZM124 253V254H125ZM128 253V252H127ZM125 255H128V254ZM132 252V256H135ZM137 253V252H136ZM156 253V252H155ZM158 253V252H157ZM9 254V253H8ZM11 254V253H10ZM50 255V253H48ZM107 254V255H105ZM142 254V253H141ZM140 254V255H141ZM146 254V253H145ZM148 254V253H147ZM151 254V253H150ZM160 254V253H158ZM163 255H167V253H162ZM7 256V253L4 254ZM20 255V254H19ZM17 255L15 254L14 258H11L8 263L10 264H21V260L25 255L22 257V255ZM27 255V254H26ZM48 255V259L50 258ZM61 255L60 257H64ZM70 255V256H71ZM100 255V254H99ZM121 255V256H122ZM129 254V256H131ZM143 255V254H142ZM29 256V255H28ZM74 256V257H75ZM112 256V257H113ZM137 256V254H136ZM135 256V257H136ZM155 256V255H154ZM161 256V255H160ZM2 257V258H1ZM10 257V255H9ZM55 257V258H54ZM117 257V256H116ZM122 257H127V256H122ZM140 257V256H138ZM136 257V260L137 258ZM147 257V256H144ZM27 258V257H26ZM73 258V257H72ZM105 258V259H106ZM118 258V257H117ZM134 260V257H131ZM149 258V257H148ZM157 258V257H156ZM168 258V257H167ZM13 259V260H12ZM36 258L33 259V261ZM40 259V258H39ZM51 259V258H50ZM49 259V260H50ZM52 259V260H53ZM86 261H85V260ZM88 259V260H87ZM104 259V260H105ZM146 259V258H145ZM144 259V260H145ZM151 259V258H150ZM149 259V260H150ZM154 259V258H153ZM163 259V258H162ZM170 259V257L168 258ZM168 259H164L168 260ZM12 260V261H11ZM30 260V259H29ZM47 260V259H46ZM64 260V259H62ZM67 260V259H66ZM65 260V261H66ZM108 260V259H107ZM143 260V261H144ZM155 260V259H154ZM157 260V259H156ZM171 260V259H170ZM5 261L4 263H6ZM27 261V260H26ZM37 260H35L36 262ZM44 261L45 260H41ZM48 261V260H47ZM51 261V260H50ZM54 261L50 264H64V262L61 261ZM71 261V262H72ZM101 261V262H100ZM106 261V260H105ZM128 261L131 263L133 262L131 259L128 258ZM173 261V260H172ZM1 262V261H0ZM39 264V261H37ZM67 262V261H66ZM65 262V263H66ZM136 264V261L134 260ZM139 261H137L138 263ZM27 263V262H26ZM30 264L33 262H29ZM28 263V264H29ZM42 263V262H40ZM70 263V262H69ZM115 263V262H114ZM113 263V264H114ZM144 263V262H143ZM174 263V262H173ZM1 264V263H0ZM34 264V263H33ZM37 264V263H35ZM48 264V263H46ZM68 264V262H67ZM74 264V263H70ZM110 264V262H109ZM112 264V263H111ZM140 264V263H139ZM145 264V263H144ZM146 264H160V262H155V261H148ZM162 264V263H161Z\"/></svg>","mask_w":264,"mask_h":264}]
</instances>
